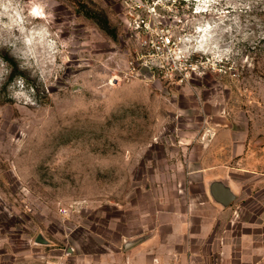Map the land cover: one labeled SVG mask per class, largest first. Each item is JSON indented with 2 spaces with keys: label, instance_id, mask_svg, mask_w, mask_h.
<instances>
[{
  "label": "rangeland",
  "instance_id": "rangeland-1",
  "mask_svg": "<svg viewBox=\"0 0 264 264\" xmlns=\"http://www.w3.org/2000/svg\"><path fill=\"white\" fill-rule=\"evenodd\" d=\"M161 34L172 59L144 45ZM181 55L206 74L179 83ZM199 97L239 128L262 120L264 0H0V264H255L264 185L227 208L249 248H213L223 208L182 142L183 120L188 143L204 130ZM198 215L212 225L192 235Z\"/></svg>",
  "mask_w": 264,
  "mask_h": 264
},
{
  "label": "crops",
  "instance_id": "crops-1",
  "mask_svg": "<svg viewBox=\"0 0 264 264\" xmlns=\"http://www.w3.org/2000/svg\"><path fill=\"white\" fill-rule=\"evenodd\" d=\"M192 90H195L197 96H200L203 89L194 87ZM198 101L201 102L203 107V114H194L196 123L193 122V124L198 126V129L204 127V130L199 132L196 137L194 134L191 136L192 143H188L190 142L189 136L184 135L187 134V128L190 125H186V121H182V128L185 130L182 134V142L185 146H190V158L187 167L191 170L193 183L208 187L213 181H221L233 191L236 196L235 200L241 192V187H243L241 183L250 182L248 184H252L254 187L264 185V116L261 117L262 120L253 117L246 118L243 126L239 128L240 126L231 119L217 114L214 110L211 111L205 100L199 97ZM183 111L187 112L185 109ZM227 208L222 209L224 218L223 240L220 245L214 242L213 247L218 251H222L224 256L230 255L228 251H242L249 248L245 243L231 241L233 223L230 219L232 211ZM198 221L197 229L191 224L188 231L190 234L205 233L206 229L212 225L211 222L207 224L205 217L202 215H198ZM218 224V221H214L213 226L217 227ZM183 229L181 227L179 231L183 232ZM143 240H145L144 237L139 239L138 243ZM195 240V237L191 240L193 246ZM197 240L199 241L200 238L198 237ZM198 245L199 242H196L195 246ZM251 249L257 252V257L254 258L256 259L255 264H264V257H262L264 256V244L255 243L251 246ZM239 254L233 264H240L246 260L243 257V252Z\"/></svg>",
  "mask_w": 264,
  "mask_h": 264
},
{
  "label": "built area",
  "instance_id": "built-area-1",
  "mask_svg": "<svg viewBox=\"0 0 264 264\" xmlns=\"http://www.w3.org/2000/svg\"><path fill=\"white\" fill-rule=\"evenodd\" d=\"M144 45L149 47L153 53L161 54L162 58L164 57L165 60L172 59L173 54H175L173 51V47L175 46L174 41L171 36L166 34H161L154 40L144 41ZM175 60L178 63L176 79L179 83L187 82L194 77H200L206 74L204 71V58L201 56L198 57V60L196 59L193 61L190 59L189 55H181L176 56ZM146 63L143 65H147ZM132 70L135 71L134 68H132ZM62 213L66 214V210H62Z\"/></svg>",
  "mask_w": 264,
  "mask_h": 264
},
{
  "label": "water",
  "instance_id": "water-1",
  "mask_svg": "<svg viewBox=\"0 0 264 264\" xmlns=\"http://www.w3.org/2000/svg\"><path fill=\"white\" fill-rule=\"evenodd\" d=\"M139 73L141 76L151 79L152 78V72L151 69L147 65L141 66ZM208 195L212 202L216 205H218L221 208H227L231 205L233 201H235V194L230 189L228 185L221 181H213L208 186ZM139 242L138 240L127 242L125 244V248H130L136 243ZM35 243L40 245H48L49 243L43 239L41 235H38L35 239ZM72 250L69 248L68 253H71Z\"/></svg>",
  "mask_w": 264,
  "mask_h": 264
}]
</instances>
